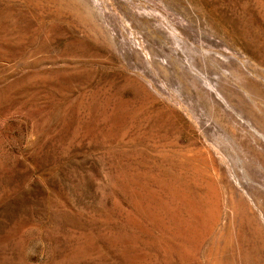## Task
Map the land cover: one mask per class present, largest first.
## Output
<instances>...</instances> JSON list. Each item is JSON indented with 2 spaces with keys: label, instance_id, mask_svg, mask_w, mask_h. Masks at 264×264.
<instances>
[{
  "label": "rangeland",
  "instance_id": "rangeland-1",
  "mask_svg": "<svg viewBox=\"0 0 264 264\" xmlns=\"http://www.w3.org/2000/svg\"><path fill=\"white\" fill-rule=\"evenodd\" d=\"M0 264H264V0H0Z\"/></svg>",
  "mask_w": 264,
  "mask_h": 264
},
{
  "label": "bare ground",
  "instance_id": "bare-ground-1",
  "mask_svg": "<svg viewBox=\"0 0 264 264\" xmlns=\"http://www.w3.org/2000/svg\"><path fill=\"white\" fill-rule=\"evenodd\" d=\"M249 117H250V116H249ZM262 144H263V143H262ZM262 152H263V151H262ZM262 152H261V153H262ZM259 153H260V152H259ZM262 155H263V154H262ZM260 156H261V155H260ZM256 157H258V156H256ZM239 223H240V222H239Z\"/></svg>",
  "mask_w": 264,
  "mask_h": 264
}]
</instances>
